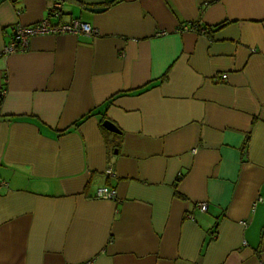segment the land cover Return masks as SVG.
<instances>
[{"label":"crops","instance_id":"obj_1","mask_svg":"<svg viewBox=\"0 0 264 264\" xmlns=\"http://www.w3.org/2000/svg\"><path fill=\"white\" fill-rule=\"evenodd\" d=\"M52 2L0 0V264H264V0H62L97 35L4 53Z\"/></svg>","mask_w":264,"mask_h":264},{"label":"built area","instance_id":"obj_2","mask_svg":"<svg viewBox=\"0 0 264 264\" xmlns=\"http://www.w3.org/2000/svg\"><path fill=\"white\" fill-rule=\"evenodd\" d=\"M62 11V0H53L52 4L47 10V16L35 24L32 25H22L20 23L13 24L12 28V39L11 41L4 47V53H10L15 51H24L29 47V39L35 34H72V35H87V36H95L98 31L95 27H93L90 23L83 21L79 18H72L67 22H58L51 23V17H59ZM200 27L194 23L189 22L183 25L182 30H198ZM160 34H165L161 32ZM5 88L0 89V99H2L5 94ZM105 174L112 175L113 171L110 167L105 169ZM95 197L99 199L105 200H116V192L115 189L108 186H100L95 190ZM200 211L207 210L206 202H198L196 204ZM78 264H91V260H86Z\"/></svg>","mask_w":264,"mask_h":264},{"label":"water","instance_id":"obj_3","mask_svg":"<svg viewBox=\"0 0 264 264\" xmlns=\"http://www.w3.org/2000/svg\"><path fill=\"white\" fill-rule=\"evenodd\" d=\"M105 8L106 7H104V6H101V7L87 6V7H85V9L87 11H90V12H101V11L105 10ZM102 125L110 131L119 132L118 128L114 125V123H112L111 121H109L107 119L102 122Z\"/></svg>","mask_w":264,"mask_h":264},{"label":"trees","instance_id":"obj_4","mask_svg":"<svg viewBox=\"0 0 264 264\" xmlns=\"http://www.w3.org/2000/svg\"><path fill=\"white\" fill-rule=\"evenodd\" d=\"M114 0H106V2L107 3H111V2H113ZM225 23L223 22V23H220L219 25H217L216 26V28H220L221 26H223ZM0 101H1V99H0Z\"/></svg>","mask_w":264,"mask_h":264}]
</instances>
